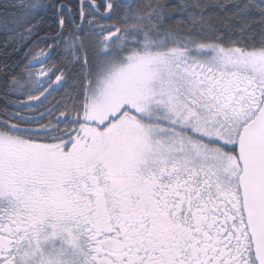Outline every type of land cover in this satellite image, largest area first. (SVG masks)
<instances>
[{
    "label": "snow or ice",
    "instance_id": "1",
    "mask_svg": "<svg viewBox=\"0 0 264 264\" xmlns=\"http://www.w3.org/2000/svg\"><path fill=\"white\" fill-rule=\"evenodd\" d=\"M0 36V264H264V0H0Z\"/></svg>",
    "mask_w": 264,
    "mask_h": 264
},
{
    "label": "trees",
    "instance_id": "2",
    "mask_svg": "<svg viewBox=\"0 0 264 264\" xmlns=\"http://www.w3.org/2000/svg\"><path fill=\"white\" fill-rule=\"evenodd\" d=\"M75 2V0H74ZM172 3H178L180 0H171ZM259 2V0H257ZM46 27V26H45ZM43 35V31L39 33ZM24 52L20 50L14 51L12 47L5 49L3 47V37L0 36V97L3 96L4 81L8 75H14L20 69L16 66L17 61H20ZM7 66V67H5ZM23 99V97H19ZM0 99V103H2Z\"/></svg>",
    "mask_w": 264,
    "mask_h": 264
}]
</instances>
